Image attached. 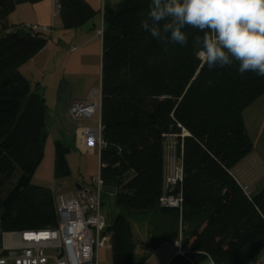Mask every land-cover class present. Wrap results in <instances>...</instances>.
Wrapping results in <instances>:
<instances>
[{
	"label": "trees",
	"instance_id": "obj_1",
	"mask_svg": "<svg viewBox=\"0 0 264 264\" xmlns=\"http://www.w3.org/2000/svg\"><path fill=\"white\" fill-rule=\"evenodd\" d=\"M0 0V245L4 232L44 230L57 225L52 190L31 183L47 139L46 103L20 67L41 48L43 29H12L16 4ZM151 0H103L101 126L99 153L102 206L112 220V264H136L130 220L143 215L155 247L181 235L187 258L204 253L216 264H250L264 252V185L247 195L231 169L253 150L244 109L264 94V77L241 76L238 63L209 69L196 57L193 41L203 33L185 27L187 45L159 43L140 28ZM66 28L95 11L85 0H58ZM188 134L182 135V129ZM182 153L183 202L159 206L163 193L166 135ZM67 146L54 142L55 177H66ZM146 257H141L142 262Z\"/></svg>",
	"mask_w": 264,
	"mask_h": 264
},
{
	"label": "built area",
	"instance_id": "obj_2",
	"mask_svg": "<svg viewBox=\"0 0 264 264\" xmlns=\"http://www.w3.org/2000/svg\"><path fill=\"white\" fill-rule=\"evenodd\" d=\"M58 13V0H53ZM24 29H38L36 25H24ZM10 29L9 31H15ZM99 35L102 36V30ZM74 50V47H71ZM90 100H73L68 113L76 122L95 119L93 125H79L80 149H98V155L105 142L102 139L101 126V87L90 92ZM183 134L188 132L183 128ZM163 193L159 197V206L163 208L182 207L183 181L182 153H178L175 135L168 134L165 139ZM235 180L244 193L249 195L250 183L233 173ZM92 189H78L74 193L59 194L56 199L57 225L44 230H26L4 232L0 245V264H46L48 255L45 249L52 250L56 264H98V252L105 246L109 236L104 233L106 220L102 206V179L100 163L98 172L92 177ZM175 248L173 257L187 258L182 247L181 235L172 243ZM171 258V259H172ZM186 264H216L214 259L204 253V258L195 261L187 259ZM250 264H264V252H261Z\"/></svg>",
	"mask_w": 264,
	"mask_h": 264
},
{
	"label": "crops",
	"instance_id": "obj_3",
	"mask_svg": "<svg viewBox=\"0 0 264 264\" xmlns=\"http://www.w3.org/2000/svg\"><path fill=\"white\" fill-rule=\"evenodd\" d=\"M85 1L95 14L76 28L64 26L59 12H55L53 0L20 2L8 15L12 29L18 30L24 25H36L48 36L46 45L24 63L20 70L29 79L31 86L33 80L29 78L30 69L33 70V75L35 69L40 72L41 80L35 82V89H43L47 139L51 136L53 143L59 141L69 148L65 155L69 175V157L73 150L78 151L82 156L98 155L97 148L84 151L80 149L81 139L77 133L79 125H93L95 119L76 122L68 113V107L73 100H90L91 90L101 87L103 46L102 36L98 32L103 30L102 8H100V0ZM15 23H18V26ZM71 47H74V50H71ZM24 65H27L26 70L22 69ZM47 123H50L49 127ZM92 177L90 176L91 180ZM92 183L89 185L92 186ZM75 185L76 190L69 193L81 188L92 189L85 184Z\"/></svg>",
	"mask_w": 264,
	"mask_h": 264
},
{
	"label": "clouds",
	"instance_id": "obj_4",
	"mask_svg": "<svg viewBox=\"0 0 264 264\" xmlns=\"http://www.w3.org/2000/svg\"><path fill=\"white\" fill-rule=\"evenodd\" d=\"M196 36L195 55L209 69L238 63L241 76L264 77V0H151L140 28L159 43L187 45L185 27Z\"/></svg>",
	"mask_w": 264,
	"mask_h": 264
},
{
	"label": "rangeland",
	"instance_id": "obj_5",
	"mask_svg": "<svg viewBox=\"0 0 264 264\" xmlns=\"http://www.w3.org/2000/svg\"><path fill=\"white\" fill-rule=\"evenodd\" d=\"M102 5L103 0H100V8H102ZM15 24L18 26V23ZM26 67L27 65H24L22 69L26 70ZM29 78L33 80L32 88L37 90L38 93L43 94V89H35V82L41 80L39 70L35 69V75H33V70L30 69ZM243 119L253 143V150L247 157L234 166L231 171L237 177H242L240 180L243 181L245 179L248 181L250 183L249 190L252 192L257 187L264 185V163H262L264 162V126H262L264 125V94L244 109ZM49 124L47 123V127H49ZM69 161L70 175L67 177H55L54 143L51 136H49L44 144L43 158L32 176L31 183L50 188L54 194L55 201L59 194H67L70 191L76 190V183L89 185L92 182L90 176H95L98 172V155L82 156L78 151L73 150ZM89 187L92 188L93 183ZM7 190V186L0 190V197L4 196ZM102 210L107 225L111 222L113 215L107 204L103 206ZM143 217V215H136L135 219L130 220L131 233L135 244V263L168 264L175 252V248L169 243H163L155 247L153 233H151L149 226L144 222ZM45 251L48 255L46 264H56L52 250L47 248ZM143 256L146 258L141 262L140 258ZM97 261L98 264H112V250L109 240L105 246L100 248Z\"/></svg>",
	"mask_w": 264,
	"mask_h": 264
}]
</instances>
